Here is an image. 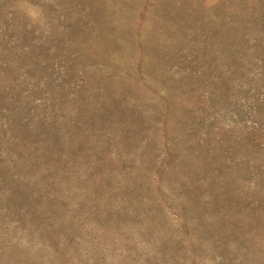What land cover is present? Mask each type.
Here are the masks:
<instances>
[{
	"label": "rangeland",
	"instance_id": "rangeland-1",
	"mask_svg": "<svg viewBox=\"0 0 264 264\" xmlns=\"http://www.w3.org/2000/svg\"><path fill=\"white\" fill-rule=\"evenodd\" d=\"M0 264H264V0H0Z\"/></svg>",
	"mask_w": 264,
	"mask_h": 264
}]
</instances>
